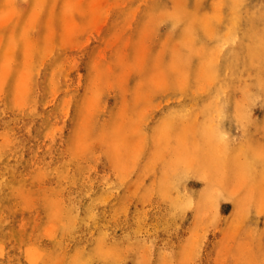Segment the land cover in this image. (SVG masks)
Masks as SVG:
<instances>
[{"label":"rangeland","instance_id":"1","mask_svg":"<svg viewBox=\"0 0 264 264\" xmlns=\"http://www.w3.org/2000/svg\"><path fill=\"white\" fill-rule=\"evenodd\" d=\"M33 1L0 0V264H264V0Z\"/></svg>","mask_w":264,"mask_h":264},{"label":"bare ground","instance_id":"2","mask_svg":"<svg viewBox=\"0 0 264 264\" xmlns=\"http://www.w3.org/2000/svg\"><path fill=\"white\" fill-rule=\"evenodd\" d=\"M8 1H9V0H8ZM14 1H15V0H14ZM40 1H41V2H40V6H38V4H37L38 7H41V6H42L41 4H44V2H46L47 0H46V1L43 0L44 2H43L42 0H40ZM66 1L69 2L70 0H66ZM122 1H123V0H122ZM238 1H239V0L234 1V2H237V3H238ZM3 2H4V1H3ZM33 2H35V0H34ZM33 2H32V3H33ZM42 2H43V3H42ZM72 2H73V1H71V3H72ZM171 2H172V1H171ZM179 2H180V1H179ZM197 2H199V1H197ZM249 2H250V1H249ZM4 3H5V2H4ZM11 3H12V2H10V4H11ZM36 3H37V2H36ZM172 3H173V2H172ZM182 3H184V2H182ZM10 4H7V5L9 6ZM33 4H34L33 7H35V6H36L35 3H33ZM48 4H49V3H48ZM48 4H47V5H48ZM175 4H177V2L174 3V5H175ZM180 4H181V3H180ZM5 5H6V3H5ZM47 5H46V6H47ZM181 5H183V4H181ZM181 5H180V6H181ZM196 5L199 6L198 4H196ZM0 6H1V5H0ZM11 6H12V5H10V9H11V10H14V8L11 7ZM43 6H44V5H43ZM46 6H45V9H46ZM50 6H52V7L49 8V9H53V7L56 6V5H55V3H52ZM50 6H49V7H50ZM1 7H4V6L2 5ZM65 7H66V6H65ZM65 7H63V8H65ZM71 7H75V5L72 6V4H71ZM71 7L68 6V8H71ZM4 8H5V10L8 9L7 7H4ZM55 8H56V7H55ZM55 8H54V9H55ZM79 8H80V7H79ZM173 8H174V7H173ZM176 8H177V7H176ZM176 8H175V9H176ZM181 8H184V7L181 6ZM221 8H222V7H221ZM2 9H3V8H2ZM31 9H34V8H31ZM41 9L44 10V7H41ZM140 9H141V8H140ZM254 9H255V8H254ZM46 10H47V9H46ZM184 10H185V9H182V11H184ZM20 11H21V10H20ZM32 11H33V10H31L30 12H32ZM37 11H38V10H37ZM51 11H52V10H51ZM54 11H55V10H54ZM78 11H79V10H78ZM165 11H166V10H165ZM185 11H187V10H185ZM9 12H10V11H9ZM70 12H71V11H70ZM72 12H73V11H72ZM75 12H77V11H75ZM79 12H80V11H79ZM246 12H248V11L246 10ZM6 13H7V12H6ZM14 13H15V12H14ZM35 13L38 14V12H35ZM40 13H41V12H39V14H40ZM53 13H54V12H53ZM77 13H78V12H77ZM80 13H81V12H80ZM149 13H150V12H149ZM166 13H169V11L167 10V12H162V13H161L162 16L159 15V16H160L159 18L164 17L163 14H166ZM174 13H175V10H174ZM181 13H182V12H181ZM188 13H189V12H188ZM188 13H187V14H188ZM187 14H186V15H187ZM4 15H5V17H4V16H2V17L7 18V17H6V14H4ZM57 15H58V14H57ZM170 15H171V14H168V16H170ZM176 15H177V18H178L179 13H177V12H176L175 14L172 13V16H176ZM188 15H189V14H188ZM236 15H237V14H236ZM9 16H10V15H9ZM29 16H30V15H29ZM34 16H35V15H34ZM37 16H38V15H37ZM53 16H54V14H53ZM58 16H59V15H58ZM70 16H72V15H70ZM157 16H158V15H157ZM168 16L166 15V18H167ZM195 16H196V19H197V14H195ZM195 16H194V18H195ZM238 16H239V15H238ZM30 17H31V16H30ZM30 17H28L27 19H30ZM62 17H63V14H62ZM62 17H61L60 19H62ZM181 17H182V16H181ZM198 17H199V16H198ZM204 17H207V15H205ZM216 17H217V16H216ZM253 17H254V15H253ZM32 18H34V17H32ZM56 18H57V17H56ZM150 18H152V16H151ZM185 18H186V17H185ZM194 18H193V20H194ZM255 18H256V17H255ZM11 19H12V18H11ZM57 19H58V18H57ZM181 19H182V18H181ZM202 19H203V18H202ZM204 19H205V18H204ZM204 19L201 20L200 23H203L202 21H204ZM210 19H211V17H210ZM210 19H209V20H210ZM253 19H254V18H253ZM253 19H252V21H253ZM6 20H7V19H6ZM9 20H10V19H8V21H9ZM54 20H55V19H54ZM155 20H156V19H155ZM163 20H164V18H163ZM178 20H179V19H178ZM207 20H208V18H206L205 24H206ZM19 21H20V20H19ZM33 21H34V20L32 19L31 22H33ZM49 21H50V20H49ZM149 21L152 22L151 20H149ZM181 21H183V19L180 20V22H181ZM191 21H192V20H191ZM191 21H190V22H191ZM196 21H197V20H196ZM4 22H5V21H4ZM4 22H3V23H4ZM24 22H25V21H24ZM52 22H53V21H52ZM180 22L178 21V23H180ZM5 23H6V22H5ZM49 23H50V22H49ZM207 23L210 24V22H207ZM0 24H2V23H0ZM27 24H28V22H27ZM176 24H177V23H176ZM190 24H191V23H189V25H188L187 27L191 28L192 26L190 27ZM205 24H204V26H205ZM239 24H240V23H239ZM23 25H24V24H23ZM23 25H22V26H23ZM47 25L49 26L50 24H47ZM197 25H198V24H197ZM202 25H203V24H202ZM240 25H241V24H240ZM176 26H177V25H175V28H177ZM207 26H208V24H207ZM207 26H206V27H207ZM12 27H13V26H12ZM15 27H16V25H15ZM206 27H205L204 29H206ZM24 28H25V27H24ZM30 28H31V27H30ZM30 28L27 27V28H25V29H28L27 31L29 32V29H30ZM52 28H53V27H52ZM189 28H187V30H188ZM192 28H194V27H192ZM207 28H208L207 31L205 30L206 33H208V31H209V29L211 28V26H208ZM231 28H232V27H231ZM18 29H20V28L18 27ZM21 29L23 30V28H21ZM21 29H20V30H21ZM76 29H77V28H76ZM195 29H196V27H195ZM229 29H230V28H229ZM79 30H80V29H79ZM174 30H175V29H174ZM231 30H232V29H231ZM23 31H24V30H23ZM23 31H22V32H23ZM25 31H26V30H25ZM189 32H190V31H189ZM194 32H195V30H194ZM194 32H193V33H194ZM210 32H215V31H214V29L212 28V29H210ZM210 32H209L208 34H210V35L213 36L214 34H213V33L211 34ZM11 33H12V32H11ZM13 33H14V31H13ZM13 33H12V34H13ZM26 33H27V32H26ZM143 33H144V32H143ZM191 33H192V32H191ZM191 33H190V34H191ZM193 33H192V36H193ZM12 34H11V35H12ZM16 34H17V33H16ZM24 34H25V33H24ZM6 35H9V34H6ZM19 35H20V34H19ZM19 35L16 36V37L20 38V37L22 36V35H21V36H19ZM28 35H29V34H28ZM185 35H187V33L184 34V36H185ZM188 35H189V34H188ZM9 36H10V35H9ZM13 36H14V34H13ZM23 36H24V35H23ZM3 37H4V36H3ZM16 37H13V39L18 40ZM25 37H26V35H25ZM25 37H22L23 39L21 38V39H22L21 41H23ZM30 37H31V36H30ZM195 37H196V36H195ZM195 37H194L193 39H196ZM4 38H5V37H4ZM7 38H8V36H7ZM183 38H184V37H183ZM1 39H2V38H1ZM9 39H11V38H9ZM9 39H8V40H9ZM189 39H190V38H189ZM193 39L191 38V40H193ZM211 39H212V37H211ZM24 41H26V38H25ZM193 41H194V40H193ZM8 42H9V41H8ZM17 42H18V41H17ZM179 42H180V41H179ZM11 43H14V40H13V42H11ZM25 43H26V42H25ZM30 43H31V42L29 41V44H30ZM165 43H166V42H165ZM167 43H168V41H167ZM167 43H166V44H167ZM177 43H178V42H177ZM193 43H194V42H193ZM5 44H6V43H5ZM34 44H35V43H34ZM11 45H13V44H11ZM11 45H10V46H11ZM27 45H28V44H27ZM27 45H25V46H27ZM164 45H165V44H164ZM164 45H163V47L165 48ZM236 45H237V44H236ZM29 46H30V45H28V47H29ZM49 46H50V45H49ZM173 46H175V45H173ZM182 46H183V45H182ZM193 46H194V44H193L191 47H193ZM203 46H204V45H203ZM15 47H16V46H15ZM19 47H20V46H19ZM30 47H31V46H30ZM30 47H29V48H30ZM176 47H177V46H176ZM235 47H236V46H235ZM12 48H13V47H12ZM34 48H35V47H34ZM164 48L160 50L159 54L162 53V55H163V50H164ZM177 48H178V47H177ZM200 48H201V47H200ZM202 48H203V47H202ZM31 49H32V47H31ZM45 49H46V48H45ZM187 49H189V47H187ZM28 50H30V49H28ZM178 50L180 51V47H179ZM192 50H193V49L190 48V51H191V54H190V55H191V56L194 54V53H192ZM195 50H196V49H195ZM195 50H194V52H195ZM198 50H199V49L197 48V51H198ZM15 51H16V50H15ZM23 51H24V50H23ZM25 51H26V49H25ZM173 51H174V48H173ZM173 51H172V53H173ZM204 51H205V50H204V48H203V52H204ZM27 52H29V51H26L25 54H26ZM31 52H32V51H30V52L27 54L28 57H29V54L31 55ZM203 52H200V51H199V52H196V53H199V54L201 53V54H203ZM6 53H7V52H6ZM11 53H12V50H11ZM11 53H7V55H8V54L11 55ZM32 53H33V52H32ZM196 53H195V54H196ZM173 54L177 55L178 53H176V51H175ZM180 54H181V53H180ZM180 54H178V56H180V58H181V55H180ZM195 54H194L193 56H196ZM199 54H198V55H199ZM214 54L216 55V53H214ZM12 55H13V53H12ZM4 56H6V55L4 54ZM31 56H32V55H31ZM160 56H161V55H158L157 58H156L157 61H158L159 63H160V60H161V59L158 58V57H160ZM173 56H174V55H173ZM173 56H171V57L173 58ZM199 56H200V55H199ZM8 57H9V56L5 57V60L7 61V59H8V60L10 59L9 61H11V60H12V59H11L12 56L9 57V58H8ZM189 57H190V56H188V58H187L188 60H189ZM215 57H216V56H215ZM30 58H31V57H30ZM137 58H138V57H137ZM180 58L178 59L179 61L181 60ZM212 58H213V57H212ZM212 58H211V59H212ZM252 58H253V57H252ZM118 59H119V58H118ZM174 59H175V57H174ZM190 59H191V58H190ZM213 59H214V58H213ZM215 59H216V58H215ZM5 60H4L3 62H4V63H8V61L6 62ZM27 60H28V59H27ZM119 60H121V58H120ZM119 60H118V61H119ZM145 60H146V59H145ZM252 60H253V59H252ZM28 61H29V60H28ZM122 61H123V60H122ZM136 61H137V60H136ZM171 61H172V60H171ZM171 61H170V63H171ZM179 61H178V63H179ZM181 61H183V60H181ZM181 61H180V62H181ZM19 62H20V60H19ZM30 62H31V61H30ZM155 62H156V60H155ZM155 62H154V63H155ZM161 62H162V60H161ZM185 62H188V61L186 60ZM201 62L204 63V59H203V61L201 60ZM205 62H206V60H205ZM4 63H3V65H6V64H4ZM10 63H11V62H10ZM10 63H9V64H10ZM12 63H13V62H12ZM25 63H26V62H25ZM119 63H120V62H119ZM154 63H153V64H154ZM210 63H211V62H210V60H209L208 63H207V65H209V66H204L203 68H200V69H202L203 72H207V74H208L209 72H211V71L213 72V70H214L215 67H214V68H213V67L211 68V66H212L213 64H215L216 62L214 61V63H213V61H212V64H211V65H210ZM235 63H236V62H235ZM243 63H244V62H243ZM23 64H24V62H23ZM28 64H29V63H28ZM110 64H111V63H110ZM117 64H118V63H117ZM144 64H145V63H144ZM179 64H181V63H179ZM184 64H186V63H184ZM184 64H183L184 68H185V66H186V68H187V66L190 65V62L187 63V64H189V65H187V64L184 65ZM236 64H237V63H236ZM240 64H241V63H240ZM244 64H245V63H244ZM10 65H12V64H10ZM32 65H33V64H31V65L28 66V67H29V68H30V67L32 68ZM161 65H162V64H161ZM204 65H206V64H204ZM242 65H243V64H242ZM251 65L253 66V63H252ZM6 66H7V65H6ZM14 66H15V65H14ZM129 66H131V65L129 64ZM129 66H127V68H129ZM170 66H171V64H170ZM183 66H182V67H183ZM202 66H203V65H202ZM213 66H214V65H213ZM256 66H257V65H256ZM158 67H159V66H158ZM160 67H161V66H160ZM160 67H159V69H160ZM180 67H181V65H180ZM182 67H181V68H182ZM200 67H201V66H200ZM3 68H6V69H7V67H4V66H3ZM16 68H19V66H17ZM26 68H27V67H25V70H26ZM31 68H30V69H31ZM96 68H97V67H96ZM153 68H154V66H153ZM174 68H175V67H174ZM181 68H180V69H181ZM206 68L211 69V71H210V70H207ZM258 68H259V67H258ZM125 69H126V68H125ZM138 69H139V68H138ZM143 69H144V68H143ZM159 69L156 70V68H154V70H156V71H158ZM182 69H183V68H182ZM203 69H204V70H203ZM212 69H213V70H212ZM230 69H231V68H230ZM2 70H3V69H2ZM131 70H132V69H131ZM177 70H178V69H177ZM186 70H187V73H188V69H186ZM6 71H7V70H6ZM26 71H31V72H32V70H26ZM91 71H92V70H91ZM139 71H141V70H139ZM142 71H143V70H142ZM156 71H154V73H156ZM161 71H162V70H161ZM167 71H169V70H167ZM170 71H172V70H170ZM240 71H241V70H240ZM242 71H243V69H242ZM7 72H8V71H7ZM31 72H30V73H31ZM106 72H107V71H106ZM106 72H105V73H106ZM126 72H127V71H126ZM172 72L174 73V71H172ZM176 72H177V71H176ZM178 72H180V74H182L181 72H183V71H182V70H181V71L178 70ZM178 72H177V73H178ZM27 73H29V72H26V73H25V71L23 72V74H26V76H28ZM99 73H100V72H99ZM99 73H98V74H99ZM103 73H104V72H103ZM166 73H168V72H166ZM169 73H170V72H169ZM173 73H172V74H173ZM198 73L200 74L199 71H198ZM201 73H202V72H201ZM16 74H17V73H16ZM157 74H158V73H156V75H157ZM180 74H178V75H180ZM184 74H186V72H184ZM184 74H183V76H184V80H185V79H188V77H187L186 75H184ZM204 74H205V73H204ZM216 74H217V73H216ZM20 75H21V74H20ZM100 75H101V74H100ZM106 75H107V74H106ZM161 75H162V74H161ZM161 75H160V77H161ZM166 75H167V74H166ZM176 75H177V74H176ZM176 75H175V76H176ZM178 75H177V76H178ZM200 75H202V74H200ZM200 75H199V76H200ZM3 76H4V75H3ZM30 76H31V75H30ZM32 76H33V75H32ZM104 76H105V75H104ZM153 76H154V75H153ZM153 76H152V77H153ZM175 76H174V77H175ZM177 76H176V79H177ZM181 76H182V75H181ZM181 76H180V78H181ZM185 76H186V78H185ZM204 76H205V75H204ZM207 76H208V75H207ZM209 76H211V74H209ZM215 76H216V75H215ZM215 76H213V78H214ZM0 77H1V76H0ZM162 77H164V76L162 75ZM162 77H161V80H160L158 77H157V79H158L159 81H162V82H163L164 79H166V81H167V78H166V77H165V78H162ZM189 77H190V76H189ZM200 77H202V76H200ZM20 78H21V77H20ZM31 78H32V77H31ZM104 78H105V77H104ZM119 78H120V77H119ZM196 78H197V77H196ZM202 78H203V77H202ZM210 78H211V77H209V79H210ZM213 78H212V80H213ZM151 79L153 80V78H151ZM151 79H150V80H151ZM157 79H155V80H157ZM162 79H163V80H162ZM197 79H198V78H197ZM21 80H22V79H21ZM27 80H29V79H27ZM105 80H106V79H105ZM117 80H118V79H117ZM125 80H126V77H125ZM125 80H124V81H125ZM150 80H149V81H150ZM152 80L150 81V83L152 82ZM155 80L153 81V83L155 82ZM173 80H174V79H173ZM178 80H179V79H178ZM178 80H176V82H177V84H178V86H179ZM0 81H2V80H0ZM13 81H15V80H13ZM23 81H24V77H23ZM55 81H56V80H55ZM126 81H127V80H126ZM202 81L207 82L206 79H205V80L203 79ZM27 82H28V81H27ZM91 82H92V80H91ZM146 82H147V81H146ZM172 82H173V81H172ZM214 82H215V81H213L212 84H214ZM117 83H118V82H117ZM119 83H120V82H119ZM153 83H151V84H153ZM156 83H158V82H156ZM164 83H165V81H164ZM164 83H162V84H164ZM166 83H167V82H166ZM181 83H183L182 85H186V84L184 83V81H182ZM186 83H187V81H186ZM25 84H26V82H25ZM50 84H51V83H50ZM141 84H142V83H141ZM143 84H144V82H143ZM143 84L141 85V87H139L138 91L142 88ZM159 84H160V83H159ZM200 84H201V83H200ZM0 85H1V84H0ZM153 85H154V84H153ZM205 85H206V84H205ZM26 86H27V85H26ZM26 86H25V88H26ZM139 86H140V85H139ZM168 86H169V85H167V86L164 85V86L162 87V89H163L164 87H168ZM14 87H15V86H14ZM118 87H120V86L118 85ZM137 87H138V86H137ZM153 87H154V86H153ZM154 88H155V87H154ZM179 88L181 89L180 86H179ZM183 88H184V87H183ZM29 89H30V88H29ZM184 89H185V88H184ZM15 90H16V89H15ZM96 90H98V89H96ZM181 90H182V89H181ZM222 90H223V89H222ZM120 91H121V90H120ZM14 92H15V91H14ZM123 92H125V91L123 90ZM224 92H225V91H224ZM94 93H95V92H94ZM136 93L138 94V92H136ZM139 94H140V93H139ZM139 94H138V95H139ZM244 94H245V93H244ZM19 96H20V95H19ZM89 96H90V95H89ZM123 96H124V94H123ZM21 97H22V96H21ZM92 97H93V96H92ZM139 97H142V99L144 98L143 96H141V94H140ZM139 97H137L136 100L140 99ZM227 97H228V95H227ZM23 98H24V97H23ZM90 98H91V97H90ZM124 98H126V97H124ZM225 98H226V96H225ZM260 98H261V97H260ZM19 99H20V98H19ZM88 99H89V98H88ZM228 99H229V98H228ZM124 100H125V99H124ZM124 100H123V101H124ZM133 100H134V99H133ZM140 100H141V99H140ZM140 100H138V101H140ZM96 101H97V99H96ZM126 101H127V100H126ZM19 102H20V101H19ZM22 102H23V101L21 100L20 103H22ZM85 102H86V100H85ZM97 102H98V101H97ZM124 102H125V101H124ZM124 102H123V103H124ZM244 102H245V100H244ZM98 103H99V102H98ZM207 104H208V103H207ZM125 105H126V104H125ZM208 105H209V104H208ZM18 106H19V104H18ZM83 106H84V105H83ZM206 106H207V105H206ZM243 106H244V105H243ZM85 107H86V106H85ZM126 107H127V105H126ZM207 107H208V106H207ZM89 108H90V107H89ZM123 108H125V107H123ZM145 109H146V108H145ZM211 109H212V108H211ZM242 109H244V107H243ZM84 110H86V109H84ZM237 110H238V109H237ZM94 111H95V110H94ZM98 111H99V110H98ZM91 112H92V111H91ZM91 112H90V113H91ZM90 113L88 114V116L90 115ZM95 114H96V111H95ZM124 114H126V113H124ZM124 114H123V112H122L120 115H119V114H118V115L121 116V115H124ZM84 115H85V114H84ZM91 115H92V114H91ZM124 116L127 117V115H124ZM122 117H123V116H121V118H122ZM138 117H139V114H138ZM87 118H88V117H86V119H87ZM129 118H130V117H129ZM129 118L127 119V122H129L128 120H131V119H129ZM81 119H82V118H81ZM122 120H125V118L123 117ZM206 120H207V119H206ZM183 121H184V120H183ZM137 122H139V119L137 120ZM174 122H175V121H174ZM205 122H206V121H205ZM81 123H82V122H81ZM83 123H85V122H83ZM121 123H122V124H120V122H118V124L121 125V127H118L119 129H116V130H118V131H116L115 134H117V133L119 132V130H120V135H124V134L121 133V131L123 130V124H124V122H121ZM207 123H208V122H206V124H207ZM91 124H93V123H91ZM137 124H138V123H137ZM137 124L134 125L135 127L133 126V128H136V127H137ZM164 124H165V123H164ZM244 124H246V123H244ZM80 125H81V124H80ZM169 125H171L170 122H168L167 125H166V124L163 125L161 128L164 129V126H165V127H167V126L169 127ZM230 125H231V124H230ZM82 126H84V125H82ZM92 126H93V125H92ZM117 126H118V125H117ZM85 127H86V126H84L83 128H85ZM87 127H88V126H87ZM90 128H91V127H90ZM120 128H122V129H120ZM229 128H230V127H229ZM246 128H247V127H246ZM163 129H162V133H163V132L166 133L167 131H163ZM166 129H167V128H166ZM169 129H170V128H169ZM196 129H197V128H196ZM214 129H215V128H214ZM214 129H212V130H210V131H208L207 129H205V131L207 130V132H210V133L212 132V133H214ZM247 129H248V128H247ZM87 130H88V128H87ZM182 130H183V129H182ZM182 130H181V131H182ZM185 130H186V129H185ZM216 130H217V129H215V131H216ZM84 131H85V130H84ZM131 131H132V130H131ZM133 131H134V130H133ZM244 131H245V130H244ZM89 132H90V131H89ZM160 132H161V130H160ZM77 133H78V132H77ZM86 133H87V131H86ZM168 133H169V132H167V134H168ZM192 133H194V132H192ZM215 133H216V132H215ZM80 134H81V132H80ZM82 134H83V136H82ZM82 134H81L80 136H82V137L86 136V135H84V133H82ZM129 134H130V133H129ZM160 134H161V133H160ZM163 134H164V133H163ZM181 134H182V133H181ZM182 135H185V133L183 132ZM77 136H78V135H77ZM86 137L88 138V136H86ZM121 137H123V139L120 141L121 143L123 142V140H125L124 142H126V141L129 139V138L124 139V136H120L119 138H121ZM165 137H166V136H165ZM165 137H164V138H165ZM167 137H168V135H167ZM184 137H185V136H184ZM79 138H80V137H79ZM119 138H117V139L120 140ZM140 138H141V137H140ZM183 139H184V138H183ZM185 139H186V138H185ZM85 140H86V139H85ZM118 140H116V141L118 142ZM166 141H167V140H166ZM81 142L83 143L84 141H81ZM127 142H129V141H127ZM127 142H126L125 144L128 145ZM177 142H178V141H177ZM194 142H195V139H194ZM114 143H116V142H114ZM118 143H119V142H118ZM138 143H139V142H138ZM166 143H167V142H166ZM178 143H179V142H178ZM181 143H182V142H180L179 144H181ZM80 144H81V143L79 142V146H80V147H81V146L84 147L83 144H81V145H80ZM116 144H117V143H116ZM164 144H165V143H164ZM183 144H184V143H183ZM183 144H181L182 147H184ZM84 145H85V144H84ZM123 145H124V144H120V145L118 144V148H119V146L122 147ZM138 145H139V144H138ZM138 145H137V147H138ZM165 145H166V144H165ZM181 145H180V146H181ZM128 146H129V145H128ZM167 146H168V145H167ZM225 146H226V145H225ZM76 147H77V146H76ZM114 147H115V146H114ZM125 147H126V146H125ZM182 147H181V148H182ZM138 148H139V147H138ZM160 148H161V146H160ZM160 148H159V149H160ZM75 149H76V148H75ZM79 149H80V148H79ZM164 149H165V148H164ZM185 149H186V148H185ZM220 149H221V148H220ZM115 150H117L116 147H115ZM134 150H135V149H134ZM134 150H132V151H134ZM161 150H162V149H161ZM161 150H160V153H161ZM181 150H182V149H181ZM130 151H131V150H130ZM130 151L128 150L127 152H130ZM156 151H157V150H156ZM182 151H185V150L183 149ZM221 151H222V150H221ZM75 152H76V151H75ZM136 152H137V151H136ZM138 153H139V152H138ZM179 153H180V152H179ZM212 153H213V152H212ZM214 153H215V152H214ZM129 154H130V153H129ZM194 154H195V153H194ZM119 155H120V154H119ZM138 155H139V154H138ZM222 155H223V154H222ZM215 156H216V154H215ZM119 157H120V156H119ZM208 157H209V156H208ZM217 157H218V156H217ZM126 159H127V157H126ZM159 160H160V158H159ZM193 162H194V161H193ZM239 162H240V161H239ZM127 163H128V162H127ZM239 164H240V163H238L237 166H238ZM177 166H178V165H177ZM250 166H251V165H250ZM215 167H216V166H215ZM239 167H241V166H238V168H239ZM238 168H237V169H238ZM217 169H218V168H217ZM221 169H222V168H221ZM240 169H242V168H240ZM240 169H239V170H240ZM211 170H212V169H211ZM239 170H237V171H239ZM121 171H122V170H121ZM221 172H224V171H221ZM235 172H236V171H235ZM218 173H219V172H218ZM224 173H225V172H224ZM243 173H244V172H243ZM221 174H222V173H221ZM245 174H246V173H245ZM233 176H234V175H233ZM234 177H236V176H234ZM263 201H264V200H263ZM14 210H15V209H14ZM0 211H1V210H0ZM57 217H58V216H57Z\"/></svg>","mask_w":264,"mask_h":264}]
</instances>
